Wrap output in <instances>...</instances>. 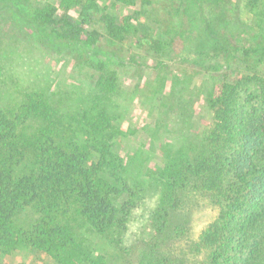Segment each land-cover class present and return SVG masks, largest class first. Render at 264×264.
<instances>
[{"label": "trees", "instance_id": "1", "mask_svg": "<svg viewBox=\"0 0 264 264\" xmlns=\"http://www.w3.org/2000/svg\"><path fill=\"white\" fill-rule=\"evenodd\" d=\"M158 2L166 19L133 41L135 15L98 0H0L90 80L80 94L17 89L0 106V261L30 249L55 264H108L104 243L116 261L136 251L131 264H264V0ZM133 43L162 60L156 68L180 61L215 81L195 88L212 124L199 133L188 123L192 92L176 114L182 137L166 141L163 167L146 166L144 177L117 151L119 52ZM180 73L172 96L190 74ZM204 206L214 214L198 230Z\"/></svg>", "mask_w": 264, "mask_h": 264}, {"label": "rangeland", "instance_id": "2", "mask_svg": "<svg viewBox=\"0 0 264 264\" xmlns=\"http://www.w3.org/2000/svg\"><path fill=\"white\" fill-rule=\"evenodd\" d=\"M115 13L134 14L135 24L129 36L133 41H142L149 31L156 30L154 21L166 18L160 11L158 0H154L146 10L140 5H131L122 0H98ZM2 5H0V9ZM0 10V106L13 102L16 90L37 85L49 93L59 91H77L79 94L90 89L87 66L78 65L68 53L59 46H45L36 41L42 34L40 31L29 36L28 26L18 14L4 8ZM179 16L171 22L172 26L178 22ZM251 22L252 15L246 16ZM254 38V37H253ZM123 62L118 69L119 94L115 101L120 105L121 117L117 125L122 135L117 143V151L128 163L129 172L141 175L146 166L154 169L163 167L162 146L166 141H175L182 137L183 127L176 121L178 106L188 100L193 92L194 112L192 119L193 130L202 133L206 126L213 122V114L205 104L204 98L199 97L195 88L205 83L208 75H204L195 66L180 61H166L167 66L156 68L162 60L139 43L126 45L119 52ZM233 54V53H232ZM227 58V56H223ZM257 59H255L256 61ZM222 61V60H221ZM237 61L231 64L235 67ZM220 71L225 70L224 62L220 63ZM254 67V66H253ZM185 69L189 74L173 85L174 96L170 94L171 83L177 77H182L180 70ZM198 72V73H197ZM191 76L194 78L191 80ZM205 83L207 86L215 84L213 76ZM190 80V82H189ZM180 103V104H179ZM147 178V177H146ZM214 212L209 207L197 210L194 217L196 229L201 230L211 219ZM136 228V227H135ZM100 250L108 258V264H131L137 261L138 253L133 252L128 257L118 256L116 261L112 250L101 244ZM114 254V255H113ZM0 264H55L42 252L34 250H19L11 256L2 259Z\"/></svg>", "mask_w": 264, "mask_h": 264}]
</instances>
